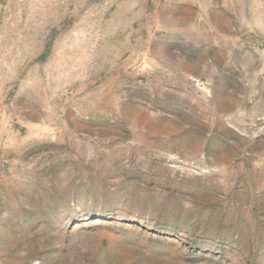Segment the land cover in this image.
Returning <instances> with one entry per match:
<instances>
[{
	"label": "rangeland",
	"instance_id": "rangeland-1",
	"mask_svg": "<svg viewBox=\"0 0 264 264\" xmlns=\"http://www.w3.org/2000/svg\"><path fill=\"white\" fill-rule=\"evenodd\" d=\"M0 264H264V0H0Z\"/></svg>",
	"mask_w": 264,
	"mask_h": 264
}]
</instances>
